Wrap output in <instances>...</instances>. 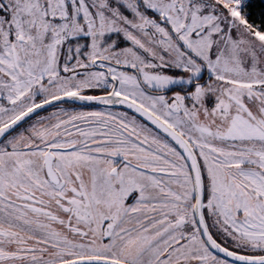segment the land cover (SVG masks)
Masks as SVG:
<instances>
[{
	"label": "snow or ice",
	"instance_id": "1",
	"mask_svg": "<svg viewBox=\"0 0 264 264\" xmlns=\"http://www.w3.org/2000/svg\"><path fill=\"white\" fill-rule=\"evenodd\" d=\"M0 264H264V0H0Z\"/></svg>",
	"mask_w": 264,
	"mask_h": 264
}]
</instances>
